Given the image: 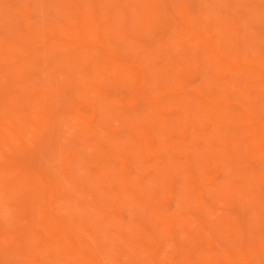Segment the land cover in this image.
Wrapping results in <instances>:
<instances>
[{"label": "rangeland", "instance_id": "374dc122", "mask_svg": "<svg viewBox=\"0 0 264 264\" xmlns=\"http://www.w3.org/2000/svg\"><path fill=\"white\" fill-rule=\"evenodd\" d=\"M0 264H264V0H0Z\"/></svg>", "mask_w": 264, "mask_h": 264}]
</instances>
